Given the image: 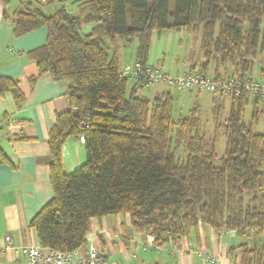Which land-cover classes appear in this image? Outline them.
Returning a JSON list of instances; mask_svg holds the SVG:
<instances>
[{
  "label": "trees",
  "instance_id": "trees-1",
  "mask_svg": "<svg viewBox=\"0 0 264 264\" xmlns=\"http://www.w3.org/2000/svg\"><path fill=\"white\" fill-rule=\"evenodd\" d=\"M75 4L78 14L69 11ZM25 7L4 15L12 18L13 35L46 27V42L29 56L39 75L50 73L69 89L70 107L57 114L48 140L54 197L30 222L43 248L80 249L94 218L116 214L128 215L132 230L153 236L157 246L178 245L202 224L217 233L263 234L264 131L244 119L249 93L232 96L228 118L216 126L226 137L217 165L218 137L209 142L200 135V106L174 122L171 93L142 96L145 77L121 78L119 58L107 43L137 39L136 60L146 67L155 32L201 26L205 57L229 60L243 77L264 49V0H174L173 8L172 0H75L53 14ZM87 26L93 28L85 32ZM129 80L135 81L131 88ZM6 92L23 103L18 82L0 77V95ZM81 134L87 160L66 173L63 145ZM7 163L0 147V167ZM239 247L242 264H264V245Z\"/></svg>",
  "mask_w": 264,
  "mask_h": 264
},
{
  "label": "crops",
  "instance_id": "crops-1",
  "mask_svg": "<svg viewBox=\"0 0 264 264\" xmlns=\"http://www.w3.org/2000/svg\"><path fill=\"white\" fill-rule=\"evenodd\" d=\"M26 5L40 8L46 14H53L63 4L61 0H0V77L15 79L25 95L21 105L16 103L10 92L0 95V147L9 160V163L0 167V264L25 261L26 246L39 243L37 232L30 226V222L54 197L50 180L49 163L52 156L48 143L49 134L57 114L70 107L67 83L55 80L50 73L39 75L36 61L29 56L31 50L46 42L47 28L40 27L25 35L14 36L12 18L4 17L5 13L11 15L25 9ZM79 6L75 4L69 11L78 14L82 11ZM92 28L93 26H87L84 31L89 32ZM194 30L199 31L196 45L199 54L189 59L188 68L202 69L208 74L221 76L238 74L234 63L229 60H222L218 55L209 59L205 57L202 49L203 30ZM263 53L264 49H258L244 76L264 80L261 74L264 67ZM163 54L164 57L158 63L150 60L149 63L163 68L166 63V55ZM135 60L136 57L132 61H120V66ZM205 62L207 69L202 68ZM166 72L175 74L179 70ZM32 78H35L34 82H31ZM134 83L135 81L132 86ZM161 87L155 89L156 95L166 91ZM187 90L191 94L203 93L196 89ZM181 94L184 98V93ZM248 99V104L252 103V110L249 109L252 113L250 118L246 115L247 119L254 120L256 129L262 132L264 99L256 101L250 94ZM227 104L230 109L231 97ZM255 108L258 109V118L254 117ZM18 136L26 138L18 139ZM62 158L66 173H71L84 164L85 143L80 141L78 135L66 140ZM8 235L12 236L15 247L5 251V238ZM249 241L251 246L262 247L264 236L249 237L236 232L217 233L210 226L202 224L198 233L183 236L177 246L171 242L157 246L153 236L132 230L128 215L116 214L92 220L86 245L79 249V255L86 257L88 244L94 243L100 248L102 264H242L239 246ZM200 251H207L216 261H206L201 257Z\"/></svg>",
  "mask_w": 264,
  "mask_h": 264
},
{
  "label": "rangeland",
  "instance_id": "rangeland-1",
  "mask_svg": "<svg viewBox=\"0 0 264 264\" xmlns=\"http://www.w3.org/2000/svg\"><path fill=\"white\" fill-rule=\"evenodd\" d=\"M173 3L174 0H172V8H173ZM197 29L202 30V28L200 27H198ZM198 34H199L198 30L187 31V30L164 29L160 34L158 32H155L153 36V47L151 51L150 61L158 63L164 57L163 53H165L166 63L163 66V70L175 72L177 70L183 71L185 69H188V67L190 66L189 59L195 58L199 54V49L196 46ZM137 45H138L137 39H134L133 41H127L126 39L121 37L118 38L116 44H111L109 40L107 43L108 52L111 55L117 54L118 58L120 59L119 61L121 62L124 60L132 61L135 59L136 49H137L135 46ZM259 54L261 55L262 53L260 52ZM132 83L133 80H129L130 87L132 86ZM159 86L160 87L162 86L161 87L162 89L165 88L166 90L165 92H171V94L173 95L174 122H177V119L181 115H187L189 111L196 105L200 106L201 108L200 116L202 118V124L199 129L200 135L204 136L207 140H209V142L217 135L218 141L216 142L215 150L218 157L214 161V163L220 165L221 158L225 154V150H226V137L223 131L217 133L216 126L218 123H223L229 113V106L227 104V101H229V97L219 94H210L207 92L206 93L203 92L202 94H198V93L191 94L189 93L190 91L187 89L181 91L179 89L172 87L167 83H164L163 81L155 82L152 85L146 86L144 90L140 91V94L144 97L153 100L154 96L156 95L155 89L158 88ZM181 92L184 93V98L182 97L183 94H181ZM249 109L252 110V103L246 106L244 119L247 123L251 121L247 119V116L250 118L252 113ZM185 154L186 152L184 148H181L179 150V155L184 157Z\"/></svg>",
  "mask_w": 264,
  "mask_h": 264
},
{
  "label": "built area",
  "instance_id": "built-area-1",
  "mask_svg": "<svg viewBox=\"0 0 264 264\" xmlns=\"http://www.w3.org/2000/svg\"><path fill=\"white\" fill-rule=\"evenodd\" d=\"M61 1L64 5H69L75 0ZM120 77L134 80H137L139 77H145L147 86L155 82L163 81L179 90L196 89L210 94L225 95L228 97L248 92L256 99H264V80H257L248 76H221L208 74L195 68H188L171 74L163 70L159 65L150 64L144 67L140 61L135 60L121 67ZM82 125L89 126V122L84 120ZM79 139L82 143H85L84 134L79 135ZM262 235L264 236V232ZM5 240V251L15 247L11 235L6 236ZM86 253V257H81L79 255V249L70 252L56 251L45 249L40 243H31L25 248V261L21 260L15 264H102V254L96 244L89 243ZM200 255L210 263L216 261L207 251H200Z\"/></svg>",
  "mask_w": 264,
  "mask_h": 264
}]
</instances>
